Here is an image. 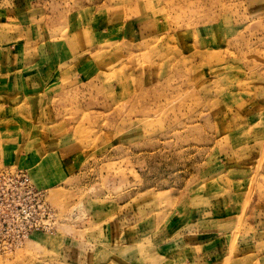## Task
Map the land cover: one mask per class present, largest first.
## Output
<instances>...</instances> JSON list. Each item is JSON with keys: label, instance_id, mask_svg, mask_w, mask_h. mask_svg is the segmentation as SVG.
I'll list each match as a JSON object with an SVG mask.
<instances>
[{"label": "rangeland", "instance_id": "1", "mask_svg": "<svg viewBox=\"0 0 264 264\" xmlns=\"http://www.w3.org/2000/svg\"><path fill=\"white\" fill-rule=\"evenodd\" d=\"M5 172L0 264H264V0H0Z\"/></svg>", "mask_w": 264, "mask_h": 264}, {"label": "built area", "instance_id": "2", "mask_svg": "<svg viewBox=\"0 0 264 264\" xmlns=\"http://www.w3.org/2000/svg\"><path fill=\"white\" fill-rule=\"evenodd\" d=\"M0 184L3 185L2 189H3L5 196L7 195L8 192H10L11 196L17 199V204H14V205L9 204L5 212H3L2 214L3 225L5 227V225L7 224L8 230L10 228L8 224V220L10 217L12 218L16 217V221H20V220H17V218L21 214L26 213L25 211L20 212L19 210L20 208L22 209L23 204L21 202L25 203L27 201H31L33 203L35 221L37 222V224H35V222H32L29 227H24V231L21 230L20 235L17 236L16 239L11 244V246L19 247L22 245L23 241L29 237L30 234L42 230L40 226L38 225L37 217L41 218V221H39V223H43L44 225V222L42 220L51 219L52 212L46 204L45 196L43 192H40L33 186L30 178L24 172L0 173ZM18 203H19V206H18ZM37 212H39V215H37ZM4 227H2V229Z\"/></svg>", "mask_w": 264, "mask_h": 264}, {"label": "crops", "instance_id": "3", "mask_svg": "<svg viewBox=\"0 0 264 264\" xmlns=\"http://www.w3.org/2000/svg\"><path fill=\"white\" fill-rule=\"evenodd\" d=\"M29 80H27V82H28Z\"/></svg>", "mask_w": 264, "mask_h": 264}]
</instances>
